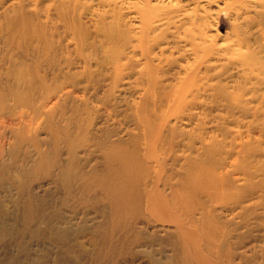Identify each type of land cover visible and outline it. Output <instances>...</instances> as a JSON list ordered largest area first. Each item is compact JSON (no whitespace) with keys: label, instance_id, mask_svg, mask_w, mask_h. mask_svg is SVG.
<instances>
[{"label":"bare ground","instance_id":"1","mask_svg":"<svg viewBox=\"0 0 264 264\" xmlns=\"http://www.w3.org/2000/svg\"><path fill=\"white\" fill-rule=\"evenodd\" d=\"M0 264H264V0H0Z\"/></svg>","mask_w":264,"mask_h":264}]
</instances>
